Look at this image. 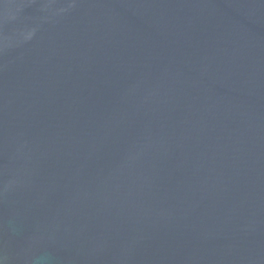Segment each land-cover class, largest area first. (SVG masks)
Masks as SVG:
<instances>
[{"label":"water","instance_id":"water-1","mask_svg":"<svg viewBox=\"0 0 264 264\" xmlns=\"http://www.w3.org/2000/svg\"><path fill=\"white\" fill-rule=\"evenodd\" d=\"M0 264H264V0H0Z\"/></svg>","mask_w":264,"mask_h":264}]
</instances>
